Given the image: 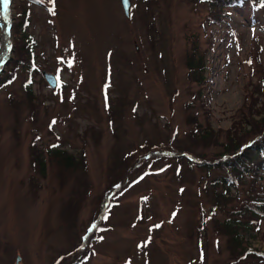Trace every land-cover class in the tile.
<instances>
[{"label":"rangeland","instance_id":"rangeland-1","mask_svg":"<svg viewBox=\"0 0 264 264\" xmlns=\"http://www.w3.org/2000/svg\"><path fill=\"white\" fill-rule=\"evenodd\" d=\"M131 1L0 0V264H264V0Z\"/></svg>","mask_w":264,"mask_h":264},{"label":"trees","instance_id":"trees-1","mask_svg":"<svg viewBox=\"0 0 264 264\" xmlns=\"http://www.w3.org/2000/svg\"><path fill=\"white\" fill-rule=\"evenodd\" d=\"M213 2H215V4L217 6H222V7H228V8H231L232 6H245V4L247 3L246 0H211ZM253 3V1H252ZM245 8H248L247 6ZM250 9H256L254 7V5H252V8ZM18 27H19V31L22 33V35L25 37L23 38L25 40V43H26V49L28 51V54H29V58H31V69L33 70L34 69V61H35V42H34V37L33 35H30L28 34V30L30 28V18H29V14L28 13H25L24 14V17L22 19V21L19 22L18 24ZM10 63V61L8 62V64ZM7 64V66H8ZM9 84L8 83V80L7 79H0V87H2L3 85H7ZM263 139V138H262ZM264 142V140H263ZM255 145V143H253L251 145V147H253ZM250 147V148H251ZM249 148V149H250ZM264 144L263 145H259L257 144L256 145V149H255V154H251L250 156H245L241 159H238L236 158L235 160H232V161H227L226 162V165L229 167V169L235 171V172H240L241 174H245L247 173L246 175L250 174L249 171L250 169L247 168V167H242V163L241 162H248V163H252V161H254L255 159H259V154H264ZM58 155H61V156H64V152H58ZM68 160H71L70 157H67ZM251 161V162H250ZM242 167V171L238 168V167ZM222 183L224 184H228L226 182V180H223Z\"/></svg>","mask_w":264,"mask_h":264},{"label":"water","instance_id":"water-1","mask_svg":"<svg viewBox=\"0 0 264 264\" xmlns=\"http://www.w3.org/2000/svg\"><path fill=\"white\" fill-rule=\"evenodd\" d=\"M121 5H122V8L124 10L126 17L130 18L131 12H132V1L131 0H121ZM8 61H9V58H7V60L3 63L2 68L0 69V77L2 76V74L4 72V68L6 67ZM43 76H44L45 80L47 81V83L49 84V86L53 90H56L58 87L57 77L54 74L48 73L46 71L43 72ZM21 262H22V258L20 256H18L17 260H16V264H21Z\"/></svg>","mask_w":264,"mask_h":264},{"label":"bare ground","instance_id":"bare-ground-1","mask_svg":"<svg viewBox=\"0 0 264 264\" xmlns=\"http://www.w3.org/2000/svg\"><path fill=\"white\" fill-rule=\"evenodd\" d=\"M0 21L1 23L4 21V18L1 16L0 17ZM5 25V23L3 22V26ZM5 28V26H4ZM6 29V28H5ZM4 42H7L6 44L1 46L0 49V69L2 68L3 63L7 60V58L9 57V54L11 52L10 46L8 45L9 43V39H8V35L4 30V36L2 37Z\"/></svg>","mask_w":264,"mask_h":264}]
</instances>
